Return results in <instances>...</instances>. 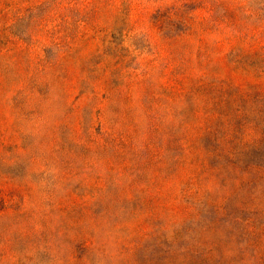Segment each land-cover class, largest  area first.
<instances>
[{
  "label": "rangeland",
  "instance_id": "obj_1",
  "mask_svg": "<svg viewBox=\"0 0 264 264\" xmlns=\"http://www.w3.org/2000/svg\"><path fill=\"white\" fill-rule=\"evenodd\" d=\"M0 264H264V0H0Z\"/></svg>",
  "mask_w": 264,
  "mask_h": 264
}]
</instances>
